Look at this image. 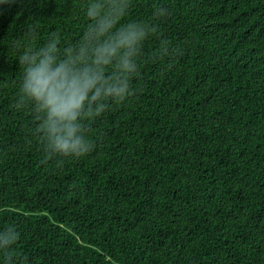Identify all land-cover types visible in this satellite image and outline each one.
<instances>
[{"label":"trees","instance_id":"1","mask_svg":"<svg viewBox=\"0 0 264 264\" xmlns=\"http://www.w3.org/2000/svg\"><path fill=\"white\" fill-rule=\"evenodd\" d=\"M86 2L0 16V233L17 236L0 264H264V0H134L156 25L137 91L57 163L15 106L12 40L78 39Z\"/></svg>","mask_w":264,"mask_h":264},{"label":"clouds","instance_id":"2","mask_svg":"<svg viewBox=\"0 0 264 264\" xmlns=\"http://www.w3.org/2000/svg\"><path fill=\"white\" fill-rule=\"evenodd\" d=\"M22 4L0 0V16ZM133 5L134 0H87L78 39L60 32L44 35L30 24L12 40L21 68L15 106L31 114L32 134L45 160L86 157L94 147L92 126L134 97L142 79V49L156 25L134 18ZM167 14L159 5L153 9L156 18ZM16 238L12 230L0 233V249Z\"/></svg>","mask_w":264,"mask_h":264}]
</instances>
